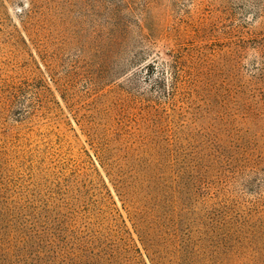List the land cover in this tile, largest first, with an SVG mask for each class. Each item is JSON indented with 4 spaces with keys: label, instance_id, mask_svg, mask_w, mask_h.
<instances>
[{
    "label": "rangeland",
    "instance_id": "rangeland-1",
    "mask_svg": "<svg viewBox=\"0 0 264 264\" xmlns=\"http://www.w3.org/2000/svg\"><path fill=\"white\" fill-rule=\"evenodd\" d=\"M0 237L264 264V0H0Z\"/></svg>",
    "mask_w": 264,
    "mask_h": 264
},
{
    "label": "trees",
    "instance_id": "trees-1",
    "mask_svg": "<svg viewBox=\"0 0 264 264\" xmlns=\"http://www.w3.org/2000/svg\"><path fill=\"white\" fill-rule=\"evenodd\" d=\"M149 66L153 67L156 66V64L150 62L147 64V67ZM142 244L145 252L142 253L141 250H138L142 259L137 257V255L134 256L135 264H143L142 260L145 262L144 255L150 259L152 264H171V260L167 262L166 255L164 254L165 250L168 251L167 246L163 247L159 240L151 237L146 241L142 238ZM17 251L18 249L14 246V239L3 240L2 237H0V264H18V262H21L16 256ZM145 264L147 263L145 262Z\"/></svg>",
    "mask_w": 264,
    "mask_h": 264
}]
</instances>
